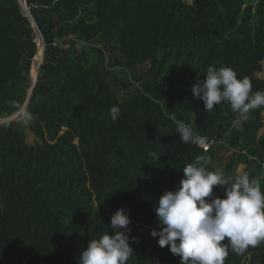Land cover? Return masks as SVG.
Segmentation results:
<instances>
[{
	"label": "trees",
	"instance_id": "trees-1",
	"mask_svg": "<svg viewBox=\"0 0 264 264\" xmlns=\"http://www.w3.org/2000/svg\"><path fill=\"white\" fill-rule=\"evenodd\" d=\"M26 3L46 44L33 88L34 28L18 0H0V264H78L121 208L136 238L127 264H180L151 236L153 202L188 163L202 156L221 169L231 150L225 175L247 173L264 190V106L237 123L230 105L206 112L191 92L210 65L264 91V0ZM26 101L23 119L10 120ZM176 121L215 144L182 142ZM224 264H264V240L229 247Z\"/></svg>",
	"mask_w": 264,
	"mask_h": 264
},
{
	"label": "clouds",
	"instance_id": "clouds-1",
	"mask_svg": "<svg viewBox=\"0 0 264 264\" xmlns=\"http://www.w3.org/2000/svg\"><path fill=\"white\" fill-rule=\"evenodd\" d=\"M191 92L194 99L203 102L206 112L222 103L230 105L239 114L237 123L250 110L264 106V91L253 93L250 79L238 78L228 66L210 65ZM109 112L113 120L120 115L117 106ZM176 132L184 143L206 144V138L194 134L183 121H176ZM149 155L155 160L160 157L154 152ZM203 161L201 156L188 163L179 184L153 202L160 230H153L151 236L158 237L161 249L167 246L180 257V264H224L229 247L241 253L264 240V190L260 179H250L247 173L226 176L221 169L209 170ZM214 188L222 189L223 197L215 196ZM130 224V210L118 209L110 217L111 232L88 241L78 264H127L134 255L130 243L136 242Z\"/></svg>",
	"mask_w": 264,
	"mask_h": 264
},
{
	"label": "rangeland",
	"instance_id": "rangeland-1",
	"mask_svg": "<svg viewBox=\"0 0 264 264\" xmlns=\"http://www.w3.org/2000/svg\"><path fill=\"white\" fill-rule=\"evenodd\" d=\"M187 1L191 2L192 0H187ZM40 38L41 37L39 36V39ZM38 42H39V45H40V50H39V53H38L37 57L35 58V60L33 62V65H32V84H33V82H35L36 77L38 76L37 75L38 66H40L42 64V61H43V58L41 56V53H42V42H41V40H38ZM260 77L264 78V62H263V73L260 74ZM25 111H26V103L23 105V107L20 109V111H18L16 114H14L10 118V120L17 121V120L23 119ZM263 117H264V114H263ZM1 122H6V120H2ZM263 131H264V128H263ZM34 139L35 138L31 134L28 133V141L30 143H33ZM232 153L233 152L231 150H226V151L220 153L219 162L216 164V167H220L221 169H223L226 166V164L228 163L229 157L232 155ZM239 171L242 172L243 168L241 170H239Z\"/></svg>",
	"mask_w": 264,
	"mask_h": 264
},
{
	"label": "water",
	"instance_id": "water-1",
	"mask_svg": "<svg viewBox=\"0 0 264 264\" xmlns=\"http://www.w3.org/2000/svg\"><path fill=\"white\" fill-rule=\"evenodd\" d=\"M18 1H19V3H20V5H21V7H22V9H23V11H24V13L26 14V16L28 17V19L30 20L31 25H32V27L34 28V31H35V34H36V40H37V53H36V56L34 57V59H33V61H32V65H33V62H34L35 58L37 57V55H38V53H39V50H40V45H39V42H38V40H39V36L41 37V42H42V53H41L42 58H43V55H44V50H45V48H46V44H45L44 40L42 39V36H41V34L39 33V31H38V29H37V27H36V25H35V22H34V20H33L32 16H31V14H30V12H29L28 7H27V3H26V1H25V0H18ZM42 62H43V61H42ZM32 65H31V69H32ZM40 66H41V65H40ZM40 66L38 67V72H39ZM37 75H38V73H37ZM31 82H32V74H31ZM36 83H37V77H36L35 82H33V84H32V88L35 86ZM30 92H31V90H30ZM30 92H29V93H30ZM29 95H30V94H29ZM26 106H27V101H26ZM1 123H3V122H1Z\"/></svg>",
	"mask_w": 264,
	"mask_h": 264
},
{
	"label": "built area",
	"instance_id": "built-area-1",
	"mask_svg": "<svg viewBox=\"0 0 264 264\" xmlns=\"http://www.w3.org/2000/svg\"><path fill=\"white\" fill-rule=\"evenodd\" d=\"M214 144H215L214 140H211L210 142L206 143L205 145H202L203 150L205 152L209 151L211 146L214 145Z\"/></svg>",
	"mask_w": 264,
	"mask_h": 264
},
{
	"label": "bare ground",
	"instance_id": "bare-ground-1",
	"mask_svg": "<svg viewBox=\"0 0 264 264\" xmlns=\"http://www.w3.org/2000/svg\"><path fill=\"white\" fill-rule=\"evenodd\" d=\"M39 40H41V38H40ZM38 67H39V66H38Z\"/></svg>",
	"mask_w": 264,
	"mask_h": 264
}]
</instances>
